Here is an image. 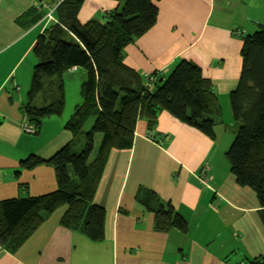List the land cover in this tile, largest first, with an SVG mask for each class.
<instances>
[{"label":"crops","instance_id":"1","mask_svg":"<svg viewBox=\"0 0 264 264\" xmlns=\"http://www.w3.org/2000/svg\"><path fill=\"white\" fill-rule=\"evenodd\" d=\"M61 0H0V201L53 191L48 163L22 165L29 156L49 158L72 138L64 128L66 83L83 80L81 68L63 74L65 105L43 118L37 133L23 128L37 35L52 20L23 26L17 18L31 6L52 10ZM122 0H83L77 18L103 19ZM154 25L123 48L124 62L141 74L166 76L181 60L198 64L221 107L222 128L209 137L165 110L153 128L139 118L130 148H111L93 201L105 209L104 238L93 241L60 223L57 207L14 252L0 245V264H241L264 253V224L253 189L241 186L226 156L235 129L227 123L229 94L239 79L242 35L264 24V0H158ZM53 19H54V14ZM35 64V62H34ZM85 73V72H84ZM79 90V89H78ZM78 96L71 108L79 104ZM232 115V113H231ZM234 127V126H233ZM210 165L207 178L201 169ZM151 189L187 220L183 233L156 230L154 216L137 202Z\"/></svg>","mask_w":264,"mask_h":264},{"label":"trees","instance_id":"2","mask_svg":"<svg viewBox=\"0 0 264 264\" xmlns=\"http://www.w3.org/2000/svg\"><path fill=\"white\" fill-rule=\"evenodd\" d=\"M158 0H122L118 9L103 19L79 22L83 0H61L54 20L37 35L32 46V68L27 98L22 106L25 123L37 133L43 118L60 115L65 105L63 74L75 66L84 70L80 84L82 101L66 120L70 141L49 158L29 156L22 165L32 168L50 164L57 187L53 191L0 201V245L14 252L57 207L66 205L60 223L79 230L93 241L104 238L105 209L93 201L111 148H130L137 119L153 128L165 110L209 137L222 121L221 107L211 80L198 64L181 59L161 76L141 74L124 62L123 48L147 32L157 18ZM45 11L35 5L17 20L30 26ZM241 69L236 87L229 94L237 127L226 156L237 183L253 189L264 224V24L242 35ZM154 76L151 81L147 77ZM94 121L89 129L84 123ZM101 140L94 154V135ZM137 202L154 216L156 230L172 227L185 233L187 220L170 203L164 205L151 189L141 188ZM241 264H264V253Z\"/></svg>","mask_w":264,"mask_h":264},{"label":"rangeland","instance_id":"3","mask_svg":"<svg viewBox=\"0 0 264 264\" xmlns=\"http://www.w3.org/2000/svg\"><path fill=\"white\" fill-rule=\"evenodd\" d=\"M250 27H251V29L247 30V33H252L257 28V27L252 28V26H250ZM29 58L30 59L31 58H34V55L31 54ZM32 62H33V65H32V68H33L34 62H36V59L34 58V60H32ZM82 72H83V74H85L84 73V70H82ZM31 74H32V72H31ZM83 76H84L83 80H85L86 79V75H83ZM30 78H31V76H30ZM82 81L80 83H82ZM77 85H78L77 82H76V84L74 86L72 84H69V83H66V85H65V88H66V101H67V108H66V110L70 108L71 111H73L74 108H71V107L74 105V101L77 98V96H78L79 99H81L80 87L79 86L77 87ZM229 113H230V115H228V119L226 120V122L229 123L230 122V118H231L232 122L234 123V125L232 124V129H235L236 130L237 123L234 120L233 116L231 115V113H232L231 110H229ZM93 121H94V118L92 116L89 117L86 120V122L84 123V129L85 130L89 129V127L92 125ZM222 124L223 123L220 122V123H218V124L215 125V127H214L215 128V132L216 131L218 132L222 128V126H220ZM100 140H101V134L100 133H95V135H94V147L95 148H94V150H93V152L91 154V158L94 157V154L96 153V150L98 148V145L100 143Z\"/></svg>","mask_w":264,"mask_h":264},{"label":"built area","instance_id":"4","mask_svg":"<svg viewBox=\"0 0 264 264\" xmlns=\"http://www.w3.org/2000/svg\"><path fill=\"white\" fill-rule=\"evenodd\" d=\"M53 9L52 10H49L45 15H44V18H46L47 20H54L53 19ZM153 75L150 76V77H147V80L148 81H151L153 79ZM23 128L26 130V131H32V127L27 125L26 123L23 124ZM209 169H210V165L209 164H205L202 169H201V175H199V178L200 180H205L207 178V174L209 172Z\"/></svg>","mask_w":264,"mask_h":264}]
</instances>
